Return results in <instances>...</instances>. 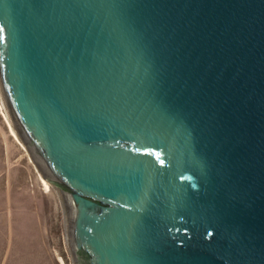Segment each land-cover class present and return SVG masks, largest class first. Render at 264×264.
<instances>
[{
  "label": "water",
  "instance_id": "1",
  "mask_svg": "<svg viewBox=\"0 0 264 264\" xmlns=\"http://www.w3.org/2000/svg\"><path fill=\"white\" fill-rule=\"evenodd\" d=\"M0 87L75 264H264V0H0Z\"/></svg>",
  "mask_w": 264,
  "mask_h": 264
},
{
  "label": "rangeland",
  "instance_id": "2",
  "mask_svg": "<svg viewBox=\"0 0 264 264\" xmlns=\"http://www.w3.org/2000/svg\"><path fill=\"white\" fill-rule=\"evenodd\" d=\"M5 105L0 87V264H75L62 194L46 178L51 191L44 190Z\"/></svg>",
  "mask_w": 264,
  "mask_h": 264
},
{
  "label": "bare ground",
  "instance_id": "3",
  "mask_svg": "<svg viewBox=\"0 0 264 264\" xmlns=\"http://www.w3.org/2000/svg\"><path fill=\"white\" fill-rule=\"evenodd\" d=\"M5 109H7L6 108V105H5ZM9 113V112H8ZM9 115V114H8ZM7 115V116H8ZM10 117H11V115H10ZM7 119H9V116H8V118ZM12 119V118H11ZM11 119L10 120H8L7 121V123H8V125H9V129L11 130V133H12V135L13 136H15V139L20 143V145L23 147V149L26 151V153L28 154V155H30L31 154V152H30V150H29V148H28V146L22 141V139H21V137L19 136V134H18V131L16 130V127H15V125H13L14 123H13V120L11 121ZM33 156H29V160L30 161H32V162H35V159H33L32 158ZM36 166V165H35ZM37 166H38V164H37ZM39 167V166H38ZM37 170H38V174H39V179L41 180V182H42V184L44 185V190L46 191V192H48V191H51V185H50V183L43 177V175L41 174V172L39 171V169L37 168ZM61 194H62V192H61ZM62 197H63V194H62ZM61 197V198H62ZM63 199H64V197H63ZM64 204V203H63ZM65 206V205H64ZM68 237H69V235H68Z\"/></svg>",
  "mask_w": 264,
  "mask_h": 264
}]
</instances>
